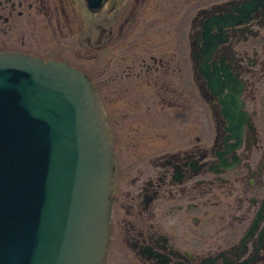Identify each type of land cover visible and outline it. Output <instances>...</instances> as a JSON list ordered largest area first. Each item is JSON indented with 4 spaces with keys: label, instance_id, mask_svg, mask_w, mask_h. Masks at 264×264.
<instances>
[{
    "label": "flooded vegetation",
    "instance_id": "af4514ba",
    "mask_svg": "<svg viewBox=\"0 0 264 264\" xmlns=\"http://www.w3.org/2000/svg\"><path fill=\"white\" fill-rule=\"evenodd\" d=\"M4 49L97 90L114 169L103 264H264V0H0Z\"/></svg>",
    "mask_w": 264,
    "mask_h": 264
},
{
    "label": "water",
    "instance_id": "95a60500",
    "mask_svg": "<svg viewBox=\"0 0 264 264\" xmlns=\"http://www.w3.org/2000/svg\"><path fill=\"white\" fill-rule=\"evenodd\" d=\"M111 153L87 76L0 53V264H102Z\"/></svg>",
    "mask_w": 264,
    "mask_h": 264
},
{
    "label": "rangeland",
    "instance_id": "374dc122",
    "mask_svg": "<svg viewBox=\"0 0 264 264\" xmlns=\"http://www.w3.org/2000/svg\"><path fill=\"white\" fill-rule=\"evenodd\" d=\"M70 59H73L75 62H77L78 64L82 65L84 68L86 66L85 64V59L83 57H78V58H72L71 56H68ZM88 62V61H86ZM98 67L97 69H94L96 72L98 69H100L101 67V63L100 62H97L95 63V67L96 68ZM109 108H110V111H111V116L116 124V127L117 129H119V138L121 141L124 140V136H125V131H124V127L122 126V122H123V119L121 117V114L123 112V110L125 109H122L123 108V105L117 101V102H114V103H110L109 105Z\"/></svg>",
    "mask_w": 264,
    "mask_h": 264
}]
</instances>
